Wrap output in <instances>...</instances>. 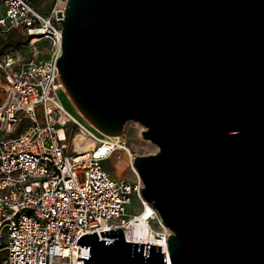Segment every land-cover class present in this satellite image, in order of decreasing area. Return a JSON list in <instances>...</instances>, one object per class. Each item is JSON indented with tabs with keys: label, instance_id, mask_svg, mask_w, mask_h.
<instances>
[{
	"label": "water",
	"instance_id": "95a60500",
	"mask_svg": "<svg viewBox=\"0 0 264 264\" xmlns=\"http://www.w3.org/2000/svg\"><path fill=\"white\" fill-rule=\"evenodd\" d=\"M56 13L64 90L104 135L145 127L158 151L132 165L170 231L167 253L87 233L77 260L264 264V0H66Z\"/></svg>",
	"mask_w": 264,
	"mask_h": 264
},
{
	"label": "built area",
	"instance_id": "2783aa9c",
	"mask_svg": "<svg viewBox=\"0 0 264 264\" xmlns=\"http://www.w3.org/2000/svg\"><path fill=\"white\" fill-rule=\"evenodd\" d=\"M47 1L44 13L34 0H0V32H18L35 50L24 55L0 48L2 264H83L77 257H88L89 246L77 245L79 237L96 232L111 241L99 232L117 229L128 242L160 246L167 253L170 231L142 199V181L115 177L103 166L112 163L118 143L91 146L99 131L60 101L65 90L56 67L62 39L56 20L62 17L56 12L63 14L66 0ZM40 40L50 49L45 59L36 55ZM132 197L141 209L148 205L153 211L145 219L157 224L153 242L132 238L140 216L129 212Z\"/></svg>",
	"mask_w": 264,
	"mask_h": 264
},
{
	"label": "rangeland",
	"instance_id": "374dc122",
	"mask_svg": "<svg viewBox=\"0 0 264 264\" xmlns=\"http://www.w3.org/2000/svg\"><path fill=\"white\" fill-rule=\"evenodd\" d=\"M43 4H49V1L47 0H34V5L38 8V10L43 11L44 13H47L49 10V6L43 7ZM36 55L38 59H45L49 53L50 49L45 41H38L36 44ZM0 48H5L9 51L18 52L21 51L24 55H32L35 50L30 45V40L24 36H19L18 32H7V33H1L0 32ZM60 101L62 105L79 121H81V115L78 112L77 108L71 101L68 94L65 92L60 93ZM140 123L137 121H127L124 125L123 133L119 137L120 141L126 144L130 151V155L132 156V160L135 156H148L153 155L158 151V147L150 142L147 139H144L142 136V132L146 130L144 128L143 131H141V128H143ZM97 137H100L97 132H95ZM104 168L112 173L113 176L119 177L122 179H125L129 182L136 183L140 180V177L138 173L136 172L135 168H133L132 165H128L124 169V171L118 175L115 168L112 166L111 160H106L103 163ZM132 205L131 208H129V212L138 213L140 212L141 208L139 206V203L135 197L131 198ZM152 228L155 230L157 229V224L153 223ZM3 260V251H0V264H2Z\"/></svg>",
	"mask_w": 264,
	"mask_h": 264
},
{
	"label": "bare ground",
	"instance_id": "6f19581e",
	"mask_svg": "<svg viewBox=\"0 0 264 264\" xmlns=\"http://www.w3.org/2000/svg\"><path fill=\"white\" fill-rule=\"evenodd\" d=\"M34 42V41H32ZM145 127L141 128V131L144 130ZM100 137L95 136L92 139L91 146L99 141H111L114 143H118V147L116 148L115 154L112 158L113 167L115 168L118 175H120L128 165H132V157L130 155V151L125 143H119L120 138L117 136H108L104 135L101 132H98ZM88 148V147H87ZM133 166V165H132ZM134 168V167H133ZM145 207V208H144ZM144 207L140 210V216L138 218V226H135L136 229L132 231L133 240H137L139 238L150 240L151 242L155 241L157 238V231L152 228L150 222L146 223L145 219L149 217L153 211L148 205H144Z\"/></svg>",
	"mask_w": 264,
	"mask_h": 264
}]
</instances>
